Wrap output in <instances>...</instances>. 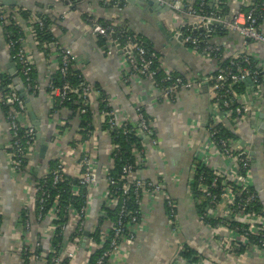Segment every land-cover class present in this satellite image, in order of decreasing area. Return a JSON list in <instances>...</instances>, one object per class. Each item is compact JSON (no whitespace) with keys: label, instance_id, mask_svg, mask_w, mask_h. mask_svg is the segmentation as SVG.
Returning a JSON list of instances; mask_svg holds the SVG:
<instances>
[{"label":"crops","instance_id":"1","mask_svg":"<svg viewBox=\"0 0 264 264\" xmlns=\"http://www.w3.org/2000/svg\"><path fill=\"white\" fill-rule=\"evenodd\" d=\"M23 6L34 10L38 4L54 8L61 18L53 25V33L58 44L68 47L74 57L73 67L82 74L91 86L89 106L93 112L92 125L95 128L90 138V153L96 157L98 181L93 186L88 201V224L91 227L96 220L97 211L105 193L106 184L100 177L102 166L106 161L109 133L101 130L99 98L106 97L110 109L118 119L135 120L138 108H142L150 117V123L156 133L158 144L152 146L148 140V162L140 167L139 175L148 181L163 180L165 192L176 203L177 232L172 234L167 227L164 200L161 194L144 195L143 206L147 209L144 218L135 230V241L127 257L120 264H264V252L252 247L241 256H230L222 251L218 240L208 237L210 228L198 219L196 207L191 200L188 180L191 166L201 151L210 166L228 169L229 162L216 155L211 147L206 121L212 115L211 104L206 87L182 89L174 101H166L154 90L148 79L133 75L128 71L125 56L116 50L106 36H96L88 28L84 14L95 16L104 21L116 20L123 23L128 30L140 34L160 55L159 69L187 78L202 77L216 69V61L204 58L192 51L175 36L181 31L185 17L179 15L164 3L162 7H151L145 3L126 0H82L77 8L59 0H16ZM174 2L178 0H168ZM246 0H225L229 13L239 10ZM167 6V8L165 7ZM25 39V50L35 71L36 92L25 91V120L33 125L38 121L41 136L47 141L43 158L39 157L40 141L28 158L27 166L21 173L15 171L7 158V141L9 132L5 113L0 100V264H20L18 217L23 204L30 199L35 179L47 170L49 162L60 150L73 146L74 135L78 129V115L69 116L70 112L50 111L47 85L52 74L57 70L59 56L55 46H50L48 54L37 46L31 32V25L17 20ZM212 42L220 43L227 54L247 52L261 61L264 68V45L254 41H243L236 32H226L215 36ZM13 67H7L10 63ZM12 69V73L9 70ZM0 70L15 76L16 63L6 45V39L0 26ZM18 77H14L17 79ZM12 79V80H14ZM20 90V94H21ZM252 113L236 126V137L245 144L250 154L251 165L248 183L259 196L261 209L258 214L264 216V137L257 132L264 122V104L255 103L252 95L248 98ZM252 100V101H251ZM27 103L29 104L27 106ZM32 115V118H31ZM65 121L69 126L60 130ZM34 126V125H33ZM35 127V126H34ZM36 128V127H35ZM257 128V130H255ZM95 141L96 146L91 147ZM75 154L69 153L68 158ZM202 156V157H203ZM230 175L233 170H228ZM221 216L219 212H213ZM256 223L257 218H251ZM30 232L40 238L43 246L49 239V219L37 221L35 214L29 215ZM103 229L108 231L111 222L104 220ZM70 230H67L68 233ZM220 237L229 234L221 230ZM184 242L195 250L197 259L186 263L175 261L179 243ZM84 243V246H82ZM77 255L70 264H79L86 253L92 251L89 240L85 238ZM119 262V261H118Z\"/></svg>","mask_w":264,"mask_h":264},{"label":"built area","instance_id":"2","mask_svg":"<svg viewBox=\"0 0 264 264\" xmlns=\"http://www.w3.org/2000/svg\"><path fill=\"white\" fill-rule=\"evenodd\" d=\"M159 1L185 17L183 29L176 32L175 36L180 35L182 43L198 55L214 59L217 65L213 72L202 77H193V79L178 75L173 76L170 72H166L161 81H158L156 68L152 67L154 52L149 51L137 41L135 35H130L123 23L111 20L104 26L99 23L100 18L95 16H88L85 21L93 34L106 36L115 48L119 46L127 61L129 73L148 79L151 87L157 90L164 100L174 101L182 89L192 88L195 85L198 88L206 87L212 115L206 121L205 126L208 130L211 147L213 152L227 160L229 165L228 169L220 170L207 163L202 151L199 156H196V161H201L211 171L210 182H204V176L202 174L197 176L195 165L192 164L191 166L188 188L197 181V191L204 194L211 204L207 213L199 215L198 219L204 226L210 228L208 237L218 240L222 251L230 256H241L252 247L264 252V216L253 212V203L257 200L258 194L255 191H249L251 185L248 183V179L251 158L248 149H246L245 144L239 142L237 137L216 139L219 133V128L216 126L218 122H222L236 135L237 124L244 121L252 113L251 98H248V93L252 95L257 105L264 104V68L261 61L249 53L227 54L222 44L212 42V38L216 36L212 35L214 26L221 24L227 32L232 31L241 35L245 42L254 41L264 45V0L259 3L255 0H246L243 4L247 7L246 11L237 10L229 13L227 17L219 12L220 9L217 6L220 2L217 0L214 1L213 5L215 9L209 13H206L203 8L205 0ZM19 10L17 8L10 9L8 6L0 4V26L3 27L11 20L17 21L18 19L25 24L38 23V25H42V13L20 15ZM210 23L212 26L208 27ZM116 33L119 37H123L122 43L117 41ZM112 34L116 35L113 40L111 39ZM18 40L20 46L14 52L13 58L20 66L23 79L17 78L5 82L4 75L6 72L0 70V100L6 106L4 113L9 132L6 145L8 162L15 171L21 173L27 166L28 158L37 138L36 128L26 123L25 100L21 96L20 90L36 92L37 84L31 79V71L34 67L25 50V39L19 38ZM6 45L8 49L13 48L14 42L6 40ZM47 46L48 44L44 43L41 47ZM60 47L61 52L56 68L62 77H66L70 74L69 70L74 57L68 47L62 45ZM225 60H227V64H223ZM246 79H249V82H246ZM242 82L249 85L244 91L239 90ZM47 87L50 89L48 98L52 113L59 110L71 112L64 103L73 101L74 96L79 97V113H84L85 107L89 106V95L92 89L86 82L73 85L66 80L61 85L56 86L53 85L51 76ZM102 102L109 106L107 98L100 95L99 103ZM55 104L59 106L55 108ZM141 110L142 108H138L135 120H120L114 110L100 109V114L103 116L101 124L107 119L112 129L122 130L124 133L132 132L144 140L147 139L152 146H156L158 144L156 133L150 119L146 118ZM65 124L66 122L62 121L60 126L64 127ZM130 124L133 126L129 127ZM79 130L78 128L77 134L74 135L73 146L60 150L51 159L56 163L55 168L51 170L48 166L47 170L35 179L30 199L20 209L18 217L19 238L21 240L20 264H70L83 242L85 230H88V236L85 240H89L90 246L94 247L93 250L106 242L107 248L94 260L91 259L93 250H88L79 264H120L127 257L135 241V230L145 216L147 207L145 209L143 206L144 195H162L167 227L172 234L177 232L176 203L165 192L163 180L146 181L139 175L138 169L146 166L148 162V149L145 143L141 145V148L133 147L131 149V154L134 156L133 162L124 163L121 167L122 174L113 177L109 175V170L113 167V160L119 154L120 149L117 144L109 142L106 161L100 173V177L106 184L105 193L97 211L95 223L91 227H87L88 201L99 175L96 172L97 159L89 151V139L94 137L92 134L95 128L88 132L86 138L79 133ZM257 132L261 134L258 130ZM261 135L264 137V133ZM93 144L91 147L96 146L97 143L93 141ZM69 153L75 154V156L68 158ZM228 170H233L234 174L230 175ZM47 176H49L53 187L67 181L69 177L75 178L76 182L70 184L71 194L84 198L85 205L79 208L66 205L63 212L60 213L59 193L51 195L43 183L46 182ZM37 179H42L43 182L38 184ZM189 193L194 205L199 202L197 198L193 197L191 188H189ZM242 195L245 196L241 198ZM130 197H133L137 208L132 209L128 206ZM46 204H48L47 208H45ZM103 206L118 207L115 220L111 221L107 217L102 218L105 214ZM216 211L221 216L213 213ZM30 214H35L37 221L44 218L49 219L50 235L46 246H43L39 237L35 239L31 235ZM209 216L214 219L219 218L220 221L214 225L204 224V219ZM60 218L64 219L62 223L55 222ZM251 218H257L256 223H253ZM105 219L111 222L108 231H105L102 226ZM233 221L245 226L234 227L232 226ZM67 230L70 231L66 233ZM221 230L226 231L229 236L220 237L218 232ZM95 233L98 235L97 243L92 236ZM59 234H62L63 242L61 245H55L54 237ZM108 235H110L109 239L107 238ZM184 245V242L178 244L175 261L180 260L189 263L181 256ZM243 246L245 250L242 252Z\"/></svg>","mask_w":264,"mask_h":264},{"label":"trees","instance_id":"3","mask_svg":"<svg viewBox=\"0 0 264 264\" xmlns=\"http://www.w3.org/2000/svg\"><path fill=\"white\" fill-rule=\"evenodd\" d=\"M60 2L64 3L65 0H59ZM82 1V0H69L68 1V5L71 6V9H75L78 6V3ZM118 1V0H116ZM214 1L215 0H205V4L203 6L204 11L206 13H209L210 11H213L215 9L214 5ZM220 2V4L217 6L220 10L219 12L223 15V16H229V7L227 5V3L225 2V0H217ZM257 3H259L261 0H255ZM122 2L119 0V5ZM65 4V3H64ZM8 8L10 9H20L19 14L20 15H30L31 13H35V14H43V23L42 25H38V23H33L30 24L31 25V32L33 33V36L35 38V41L37 42V46L42 48L41 46L44 43H47L48 46L42 48L44 50L45 54H48L49 52V48L50 46H55L57 49V54L59 56L60 52H61V47L58 43H56L57 39L53 33V29L52 26L58 24V21L60 20V16L54 12V8H49L46 5H42L40 6V4H38V6L34 9L31 10L28 7L23 6L21 3H16L15 5H10L8 6ZM240 11H246L247 7L242 6L239 8ZM262 13V12H260ZM84 17H88L87 14H84ZM99 23L101 25H107L109 22L108 21H104L103 19H99ZM3 33L4 35L7 37H5V39L7 41L11 40L14 42L13 48L11 47L9 49L10 55L12 57V59L15 61L16 63V75L12 76L9 73H5L4 75V81L5 82H10L12 81V79H14V77H18L21 80L23 79V75L20 71V66L17 63V61L13 58L14 52L18 49V47L20 46L19 43V38H24V34L22 32L21 26L18 24L17 21L11 20L8 24H4L2 27ZM117 32V29H116ZM227 30L221 25V24H217L214 26V32L212 35H223L224 33H226ZM128 33L130 35H135L137 41H139L144 47H146L149 51L154 52L155 56L153 58V64L152 67L156 68V79L158 81H161L162 77L165 75V71H163L162 69H159V57L160 55L158 54V52H156V50L140 35V34H136L133 33L132 31L128 30ZM116 35L118 36L117 41L121 42L123 41V37H119L118 33H116ZM115 35V37H116ZM96 36H102V35H96ZM73 62H71V66H70V74L66 77H62L61 74L59 73L58 69L52 74V82L53 85H61L64 81L68 80L71 84L73 85H79L81 82H86L82 76V74H80L79 71H77L74 67H73ZM223 64H227V60H225L223 62ZM172 74V73H170ZM173 76H182L183 75H179V74H172ZM31 79L35 81V71L34 69L31 71ZM249 87L248 84L242 82L239 90L244 91ZM47 92L50 91L49 87H47ZM29 92H32V90H29ZM73 101H68L65 102L64 105L67 106V108L71 111L69 116H71L70 118H72L75 115H78L79 119H78V128L79 133H81L83 135L84 138L87 137L88 132H91L94 127L92 125V117H93V112L90 108V106L85 107V112L84 113H79L78 110H80V103H79V97L74 96L73 97ZM2 104V103H1ZM59 105L55 104L54 107H58ZM61 106V105H60ZM2 108L4 110V112L6 111V106L2 104ZM99 108L100 109H105L108 110L110 109L109 106H106V104L99 103ZM51 111V109H50ZM144 115L146 116V118H150L148 116V114L145 112V110H141ZM231 119V118H230ZM70 123H68V125H65L66 127L69 126ZM64 126V127H65ZM133 125L130 124L129 127H132ZM216 126L219 128V133L216 137V139L219 138H225V137H231V138H235L236 135L229 130L228 128H226L222 122H218L216 124ZM64 127H60V130L63 129ZM101 129L103 130H107L109 133V140L111 143H115L118 145L120 152L119 154L114 158V165L113 167L109 170V175L113 176V177H117L119 175L122 174L121 172V167L124 163L126 162H133L134 160V156H132L131 154V149L133 147H137V148H141V145L144 144V139L141 136H136L134 135L132 132L131 133H124L122 130H116V129H112L107 121V119L101 124ZM155 132V131H154ZM196 167V172L195 174L198 176L199 174H202V176H204V182H210L211 180V171L210 169L204 165L201 161H194L193 163ZM56 163L54 160L49 162V168L52 170L53 168H55ZM195 175V176H196ZM45 179L46 182H43L42 179H37L38 180V184H41L42 182L45 184V188H47L50 192L51 195L57 194L59 193V203H60V213L63 212V209L65 208L66 205H72L75 206L76 208H79L80 206L85 205V199L81 198L79 196H73L71 194V183H75L76 179L75 178H71L69 177L67 181H64L62 183H59L56 185V187H53L50 183L49 180V176H47ZM196 184L197 181H195L194 184L191 185V187L189 186V188H191V191L193 193V197L197 198L199 200V202L195 203V207H196V212L197 215H202L203 213H207L208 207L211 205L209 204L208 198L206 196H204V194H202L201 192L197 191L196 189ZM249 191H255V189H253L252 186H250ZM256 192V191H255ZM245 195H242L241 198H243ZM48 204L45 205V208H47ZM128 206L131 207L132 209L137 208V204L134 202L133 197H130L128 199ZM104 217H107L108 219H110L111 221L115 220L116 218V214H117V210L118 207H114V208H109V207H104ZM261 209V204H260V200H259V196L257 197V200L253 203V212L255 214H258L259 211ZM139 217V216H138ZM64 219L60 218L58 221H55L57 223H62ZM66 220V219H65ZM220 221L219 218H212V217H206L204 219V224H210V225H214L216 224V222ZM0 224H1V214H0ZM232 226L237 227H243L245 225L239 223V222H232ZM94 240L96 241V243L98 242V235L95 233L92 235ZM108 235V239H109ZM108 241V240H107ZM63 242V237L62 234H59L57 236L54 237V243L55 245H61ZM107 248V242L104 243L103 245H101L100 247H97L96 249L93 250V253L91 255V259L94 260L96 257H98L99 255H101L102 251L104 249ZM245 250V247L243 246L241 248V251L243 252ZM181 256L183 258H185L186 260H188L189 262L195 261L197 259V255L195 250H193L190 246H188L187 244L184 245V250L181 252Z\"/></svg>","mask_w":264,"mask_h":264},{"label":"water","instance_id":"4","mask_svg":"<svg viewBox=\"0 0 264 264\" xmlns=\"http://www.w3.org/2000/svg\"><path fill=\"white\" fill-rule=\"evenodd\" d=\"M126 1H128V2H130V3H133V2H135V1H139V2H141V3H145L146 5L151 6V7H152V6H153V7H158V8L162 7V6L160 5V1H159V0H126ZM16 3H17L16 0H0V4H1V5H5V6L15 5ZM64 3H65V4H68V1L65 0ZM165 7L167 8V6H165ZM211 26H212V24L210 23V24L208 25V27H211ZM182 29H183V27H181V30H182ZM199 30H201V28H199ZM114 38H115V34H112V35H111V39L113 40ZM177 39H178L179 41H181V37H180V35H178ZM116 49H118V51L121 52L119 46H116ZM7 67H9V68H10V67H13V63L11 62L10 65H7ZM9 72L12 73V69H10ZM246 82H249V79H246ZM21 96H22V97H25V92H23L22 90H21ZM25 101L27 102L26 99H25ZM28 105H29V104L27 103V106H28ZM31 118H32V115H31ZM33 125L36 127V138H37V139L40 141V143H41L40 148H39V157H40V158H43V157H44V154H45V152H46V149H47V141L45 140V138H44L43 136H41V133H40V131H39V127H38V125H39L38 121L34 120ZM258 131H259L261 134L264 133V122H262V123L260 124V126H259V128H258ZM83 235H84V238H86V237L88 236V230H85V231L83 232ZM82 246H84V243H82Z\"/></svg>","mask_w":264,"mask_h":264}]
</instances>
